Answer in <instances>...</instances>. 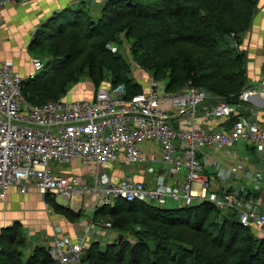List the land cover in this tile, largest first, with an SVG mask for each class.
I'll return each mask as SVG.
<instances>
[{"label":"trees","instance_id":"1","mask_svg":"<svg viewBox=\"0 0 264 264\" xmlns=\"http://www.w3.org/2000/svg\"><path fill=\"white\" fill-rule=\"evenodd\" d=\"M256 7L257 0H106L97 20L86 9L67 8L41 25L29 44L37 54L44 48L51 52L54 66L25 81L21 94L30 105L56 101L80 73L95 87L108 81L113 87L123 85L129 95L141 93L130 78L131 64L117 47L109 46L125 41L131 43L132 63L164 83L165 92L191 86L237 103L249 81L245 55L230 48L226 39H238L250 29ZM62 42H67L66 50H61ZM262 55L264 59V46ZM46 200L69 221L81 218L80 211L57 205L49 195ZM219 215L207 201L169 210L118 200L113 207L97 208L93 220L109 222L112 232L124 235L123 242H93L81 261L264 264V237L242 227L237 214ZM22 234L19 223L1 230L0 264H53L48 247H37L23 261Z\"/></svg>","mask_w":264,"mask_h":264},{"label":"built area","instance_id":"2","mask_svg":"<svg viewBox=\"0 0 264 264\" xmlns=\"http://www.w3.org/2000/svg\"><path fill=\"white\" fill-rule=\"evenodd\" d=\"M7 3L12 1L0 0V9ZM25 81L9 62L0 63L1 199L12 187L21 194L35 190L43 198L88 197L100 207H113L118 200L157 203L160 208L172 201L185 207L199 198L223 213L237 214L242 227L264 231L260 204L241 196L229 178H238L241 170L230 165L222 171L217 165L218 176L208 178L201 155L206 149L231 148L244 142L256 149L264 165V124L242 118L228 129L196 126L198 109H202L205 120H226L238 116L252 97L264 100V75L253 89L240 93L237 103L191 86L167 93L161 82L151 78L139 94L129 95L123 85L108 83L98 88L92 99L61 98L30 105L21 94ZM144 142L159 147V163L167 184L151 185L131 177L112 181L104 170L106 164L123 162L155 173V159L138 148ZM75 161L82 167H94L90 183L52 172V163L63 166ZM208 183L216 188L214 192L206 191ZM196 186L202 191L196 193ZM96 226L86 227L76 242L56 233L48 247L53 264H83L87 236L99 235L101 230L112 236L109 222Z\"/></svg>","mask_w":264,"mask_h":264},{"label":"crops","instance_id":"3","mask_svg":"<svg viewBox=\"0 0 264 264\" xmlns=\"http://www.w3.org/2000/svg\"><path fill=\"white\" fill-rule=\"evenodd\" d=\"M78 1L80 0H14L12 3L5 4L0 9V63L9 62L12 65V68L25 78V80L40 75L42 72L36 74V72L41 69L39 68L40 65L38 62L34 60L37 57L31 58L27 52L29 44L34 39L36 30L41 27V25L48 22V20L54 17L57 13H61L67 8L76 10V7L79 6ZM258 4L260 8L257 11L258 13H256L255 22L261 23V21L264 20V0H259ZM248 32L246 40H248L250 36L259 43L264 39V27H251ZM255 47L259 46L256 44L250 46L253 51L252 54H254ZM260 51L261 47L258 48V50L255 48L257 54H260ZM260 61V65L258 66L259 69L256 70L251 67V72L254 75L250 76L249 87H254L261 79L264 62L263 59ZM248 68L250 70V67ZM135 79L136 80H134L133 83H142L137 78ZM146 84H148V82ZM146 84L141 88L142 92L146 90ZM92 98L93 96L78 99L67 98L66 100H83ZM196 117V126L200 129H228L235 123L233 118L236 117L238 120L244 118L257 124H264V100L258 96L252 97L248 104L241 107L238 116H234L233 118L230 117V119L205 120L203 118L202 109H198ZM238 143L234 146L238 145ZM241 143H243L242 151L234 153H232V151L231 154L227 153L229 148L203 150L201 155L204 163V174L208 178L217 177L219 174L216 168L217 165H234L237 160H243V163L248 166L249 170L241 173L242 176L240 175L238 178H229H231V183H233V188H235L236 191L239 190L242 192L243 190L241 187L244 186L247 188L248 192L244 193V195L241 194V196L256 203V201L250 199L254 198L252 197L254 192L253 186L245 185V177L254 178V175L252 174H255L256 176L258 174L257 169H264V165L261 166L260 163H262V161L257 159L258 155L256 149L252 145L244 142ZM142 145H145L146 150L141 148ZM147 145H149V148H147ZM151 145V142H144L138 145V148L144 154L155 159L156 162L154 163V166L156 167V171L154 174L148 173L144 168L137 166L124 169L120 167V164L123 162L106 165V167H104L105 172L110 176L112 181L117 182L124 180L126 177H131L132 180L136 182H145L146 184L151 185L167 184L168 181L163 178L162 169L159 163V147L157 148L158 151L155 152V150L151 148ZM64 166H67L70 171L65 172L64 174L80 183H90L95 172L93 166L89 165L82 167L80 163L76 161ZM57 172L59 173L60 170L58 169ZM180 179L181 178H176L174 180L177 181ZM261 182L264 183V174L261 176ZM169 183L173 184L172 180H169ZM215 190L216 188L213 187L211 183H208L206 191L214 192ZM49 197L59 206L65 207L75 213L80 211L81 218L78 221L71 222L64 216L56 213L50 206L49 202H47L46 197L43 198V196L37 191L32 190L29 193L21 194L16 188L12 187L5 193L3 199L0 197V230L13 225L14 223H19L23 233L26 235L25 237L29 247H49L56 235L55 232L60 233L71 242H76L81 239L80 236L84 235L86 227L98 228L96 225L102 226V224H104L102 221L99 223V221L95 222L93 220L94 211L100 206L98 203L91 201L88 197H74L70 200L62 197L64 201L68 202L65 206L56 202L55 199L57 196ZM203 201L204 200L202 199L196 198L194 200V205H199ZM171 202L172 201H169L168 203ZM180 208H183V206L180 205ZM259 211L264 213V206H260ZM253 229L255 235L260 233L262 237H264L263 230L258 231V229L254 227ZM106 237H108L106 231L101 230L99 235H89L86 239L96 242L101 241V239Z\"/></svg>","mask_w":264,"mask_h":264},{"label":"rangeland","instance_id":"4","mask_svg":"<svg viewBox=\"0 0 264 264\" xmlns=\"http://www.w3.org/2000/svg\"><path fill=\"white\" fill-rule=\"evenodd\" d=\"M11 1L13 2L14 0H11ZM105 1L106 0H80V1H78L79 2L78 3L79 6H77L76 8H77V10L78 9H86L87 12L90 13V15H92V19L97 20L98 17L101 15L102 9H103L104 4H105ZM258 3H259V0H257V7L255 9V14L253 16L250 28L251 27H264V20H262L261 23L260 22L259 23L255 22L256 13H258L257 11L260 8ZM70 17H71L70 20H72L73 19L72 16H70ZM39 28H41V27H39ZM248 31L243 33L238 39L230 37V38L226 39V41L229 44L230 48H232V49H234V50H236V51H238V52H240V53L245 55L246 75H247V78L249 80V79H251L250 76L254 75L251 72L252 68H255L256 70L259 69L258 66L260 65V62H261L260 60L263 59L262 49H263V46H264V39H263V33L264 32L262 33V39L263 40L259 43L258 41L253 39L252 36H250L248 38V40H246V35L249 33ZM35 34H36V32H35ZM34 37H35V35H34ZM66 44H67V42H62L60 44L62 46L61 50H66V47H65ZM130 44H131L130 42L126 43L125 41H123V43L121 45H119V46L117 44H109V46H110V48H112V50L117 47V49H118L117 51L122 56V58L131 64L130 78H131V80L134 78L132 81L136 80L135 78L140 80L142 83L141 84L137 83V84L139 85L140 88H142L153 77L151 76V74L149 72H147L146 70H144V69L140 68L139 66H136L135 64L132 63L131 57H130V52L128 50ZM255 44L257 46H259V47H255L256 50H258V48L261 47L260 54H257V52H255V48H254V54H252L253 51L251 50L250 46H252V45L254 46ZM27 49H28L27 52H28L29 56L31 58L37 57L34 60H36L38 62V64L40 65L39 68H41V69L38 70L36 72V74H40L41 72L48 71L49 68L54 66L53 62H51L52 59H54L52 57V53L48 52L46 48H44L42 51H38V54L35 53L34 51H31L29 49V47ZM263 62H264V59H263ZM49 64H51V65L48 66ZM251 65H253V66H251ZM248 67H250V70H249ZM74 68H75V66H73V69ZM140 75H142V76H140ZM263 75H264V64H263V74H262L261 78L263 77ZM29 79H26V82ZM108 83H110V82L107 81L106 83H101L99 86L95 87V85H93L90 82V80L87 78V76L84 73H80V75L77 77V80L75 82H73V84H71V86L69 87L67 93L64 95L63 98L64 99H67V98L68 99L88 98V97L94 96V94H95V92H96V90L98 88L103 87V86L107 85ZM161 84L164 87V83L161 82ZM147 85L148 84H146V87H147ZM249 86H250V81H248L247 85L245 87H243V89H241L240 93L243 90H245V89H253L256 86V84H255L254 87H249ZM160 88H162V87H160ZM240 93H239V95H240ZM152 145H151V148H153L155 150V152H157L158 151V149H157L158 147L156 145H154V144H152ZM242 145H243V143H241V142L238 143V145L229 148L227 153L231 154L232 151H233L232 153L238 152V151H242ZM141 148L146 150L145 145H142ZM147 148H149V145H147ZM224 151H226V150H224ZM257 159L260 160L258 158V156H257ZM260 164H261V166L263 165L262 163H260ZM51 165H52V172L53 173H56V171L58 169L60 170L59 173L61 175H64V176H65V174H64L65 172H70L69 168L67 166H64V165L63 166H59V165L53 164V163ZM106 165H108V164H106ZM106 165L104 167H106ZM219 165L221 166V170L224 169L225 167L230 166V165H226V164H219ZM233 166H236V168L240 169L241 173L249 170L248 166H246V164L243 163V160H237L234 163ZM120 167H122L124 169H128V168H132L134 166L126 164V163H121ZM257 171H258V174L256 176H255V174H252V175H254V178L245 177L246 178L245 179L246 180L245 185L246 186H249V185L253 186V191L254 192H253V196L252 197H254V198H250V199L253 200V201H256L257 203H259L260 206H264V183L261 182V176H262V174H264V169H259L258 168ZM241 188L243 190L241 192V194L244 195V193L248 192L247 188L245 186L241 187ZM193 190L196 193L202 191L199 186L194 187ZM55 200L60 205H64L65 206L66 204H68V202L64 201L61 196H57ZM152 205L153 206H158L157 203H152ZM193 205H194V202H193ZM162 208L169 209V210L178 209V208H180V203H175V202L167 203ZM219 213H220L219 216H221V217H227L229 215H233L232 212L223 213V212L219 211ZM234 215H236V214L234 213ZM103 219H107V218H103ZM102 222L105 223L104 220H102ZM99 223H97V224H99ZM103 225L104 224H102V226ZM253 230L254 229H252V231ZM258 231H261V230L258 229ZM56 233L57 232H55V234ZM120 235H122V234H118V233H116L114 231V233L112 232V236L111 237H106L104 239H101V241H99V242H100L101 245H104L105 243H109L108 241L112 242L116 238L118 239V237ZM25 236H26L25 233H23L20 236V238L22 237V240L24 241V244H23L24 247L22 248V253H23L22 254V260L23 261L27 260L29 255H32L34 253L35 249L37 247H39V246H37V247L36 246L35 247L34 246L33 247H29V244H28ZM258 237H262V235L259 233ZM86 240H87L88 245L93 243L92 240H88V239H86ZM131 242H133V239H132ZM42 247H45V246H42ZM45 248H47V247H45Z\"/></svg>","mask_w":264,"mask_h":264},{"label":"water","instance_id":"5","mask_svg":"<svg viewBox=\"0 0 264 264\" xmlns=\"http://www.w3.org/2000/svg\"><path fill=\"white\" fill-rule=\"evenodd\" d=\"M0 233H1V230H0ZM123 240H124V236L123 235H120L118 237V244H121L123 242Z\"/></svg>","mask_w":264,"mask_h":264}]
</instances>
